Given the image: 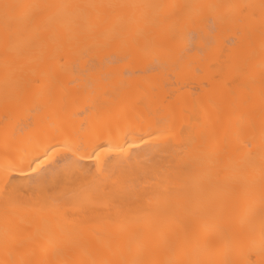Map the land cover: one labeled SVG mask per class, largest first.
I'll return each instance as SVG.
<instances>
[{
	"label": "bare ground",
	"instance_id": "obj_1",
	"mask_svg": "<svg viewBox=\"0 0 264 264\" xmlns=\"http://www.w3.org/2000/svg\"><path fill=\"white\" fill-rule=\"evenodd\" d=\"M0 264H264V0H0Z\"/></svg>",
	"mask_w": 264,
	"mask_h": 264
}]
</instances>
